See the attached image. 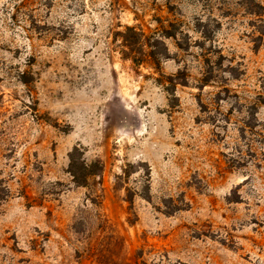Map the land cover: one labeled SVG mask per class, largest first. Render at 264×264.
I'll return each mask as SVG.
<instances>
[{
  "label": "rangeland",
  "instance_id": "obj_1",
  "mask_svg": "<svg viewBox=\"0 0 264 264\" xmlns=\"http://www.w3.org/2000/svg\"><path fill=\"white\" fill-rule=\"evenodd\" d=\"M126 25L176 32L159 72L122 58ZM0 264H264V11L0 0Z\"/></svg>",
  "mask_w": 264,
  "mask_h": 264
},
{
  "label": "trees",
  "instance_id": "obj_2",
  "mask_svg": "<svg viewBox=\"0 0 264 264\" xmlns=\"http://www.w3.org/2000/svg\"><path fill=\"white\" fill-rule=\"evenodd\" d=\"M244 4L250 14L261 16L264 8L257 0H244ZM173 26V25H171ZM161 31L147 34L140 26H124L121 30L115 33L114 42L119 48V52L123 59L131 61L135 66L149 65L151 68L159 72L161 62L169 58V50L165 40L176 38L175 31L161 25ZM171 87L167 88V92L174 96L175 87L185 85V79H180L181 76L170 77ZM207 82V79L206 81ZM175 97V96H174ZM69 173L73 181L78 186H86L88 179L93 176H100L103 171L101 161L87 163L83 157L81 149L75 146L69 153ZM149 177V175H148ZM120 179V178H119ZM149 179L142 193L146 199H150ZM127 201L130 206L133 205V196L129 191Z\"/></svg>",
  "mask_w": 264,
  "mask_h": 264
}]
</instances>
